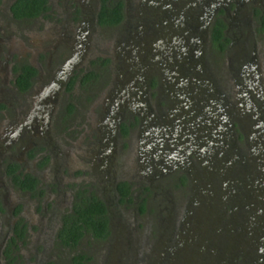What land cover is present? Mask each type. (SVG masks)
<instances>
[{
	"label": "rangeland",
	"instance_id": "rangeland-1",
	"mask_svg": "<svg viewBox=\"0 0 264 264\" xmlns=\"http://www.w3.org/2000/svg\"><path fill=\"white\" fill-rule=\"evenodd\" d=\"M157 1L127 0L132 13H136L131 17H137L138 20L140 19L138 16H145L147 19L149 16H157L155 12L164 11L161 9L163 3L157 5ZM190 1L192 0H172L168 5L172 10H175L172 12V16L165 10V14L162 16L164 21H159L168 30L172 24L179 27L171 29V33L175 35L171 41H169L170 38L149 37L153 30L155 32V27L148 22L149 25H146L143 31L137 30L139 34L145 33L144 39L137 38L134 42L124 35L122 29L116 28L112 35H103L98 31V44L95 51L94 48L85 46L84 41L79 38L74 40L71 45L69 44L74 53L72 60H67L70 68L78 58L87 60L92 54L99 53V55L103 54L108 58L114 57V60L110 59L105 64V70L102 72L101 78L98 79L99 83H103L97 87L95 95L84 97L85 93L79 87H76L68 95L70 103L84 104L79 121L74 127L82 129L86 126L85 128L88 129V126L93 124L99 134V143L91 146L85 145L82 148L79 143L53 142L51 161L47 163L45 169L41 168L36 171L46 180L62 179L67 175L66 166H70L75 168L72 177L76 178L81 171L79 168L83 165L85 158L91 163L93 162V166L97 168L95 170L96 178L92 179L91 173L83 170V177H80L79 181L81 182L85 178V184L91 181L92 186V180L99 181V193L109 202L112 229L122 234L125 240L122 249H120L122 253L117 252V254L113 253L111 256H107L106 243L111 244V238L114 234L106 241H91L90 238L84 237L73 251L66 252V256L63 252L46 253L43 260L45 264L47 262L66 264L68 255L74 251L86 253L85 264H164L162 252H166L168 246L172 249H178V246L183 242L186 243V248L196 246L198 249L201 246L198 249L200 256L204 255L206 260L212 252L209 243L213 242L218 246L221 243L222 245L227 243L233 245L235 241L238 242L241 238L242 235L237 226L228 227L229 230H226V225L231 216L239 221L244 219L248 209L245 208L246 206H243L242 209L241 204H244L249 198L243 196V193L247 192L244 187L230 179L228 167L238 160L239 153H241L239 155L240 162L247 159V155L244 154L248 152L246 147L250 148L251 143V139L246 137L248 133H252L254 138H260L263 135L260 142L264 141L263 107H255L253 111H249L256 121L258 120L255 127L250 123V120L240 124V120L243 119L244 114L248 113L249 108L243 110L239 107L240 105L244 106V101L248 100L257 106L264 104L262 102L264 101V32L260 35L258 32L249 31L246 37L243 35L244 33L239 35L233 27L238 15L235 14L236 18L234 19L232 14L240 9L243 10L241 17L246 18L247 14L249 15L248 7L240 5L233 11L232 3L235 1L230 0L226 20L231 22V26L227 29V35H233L236 42L220 52L210 51L204 42L200 41L202 35L199 34V31L201 29L199 31H181L184 26L191 28L190 22L194 20H197L200 25L207 20L209 9L207 6L204 12H201L200 9L205 0H198V7L197 5L194 6L193 3L190 4ZM221 1L222 4L225 2V0ZM220 6L219 4L217 7ZM139 7L143 10L138 11ZM200 16L201 19L199 20ZM50 20L39 27L43 31L40 36L42 38L43 34L45 36L44 44L48 42L49 34H58L60 30L57 27L59 23ZM249 22L253 23L252 15ZM40 23L39 25H41ZM178 31L190 35L192 38L198 37L199 41L196 43H188L186 40L179 41V38L186 37L179 36ZM241 32H244L243 28ZM27 34L31 35L30 29L18 31L14 35V42L19 43L20 45L17 44L19 47L28 48L30 45L24 42V37ZM134 34L136 35V33ZM244 38L245 42L243 43L242 39ZM249 56L251 57L246 63L247 69L244 68L248 70L251 60L257 65L256 68L259 73L257 81L261 82L259 87L257 85L255 88L257 96L253 93L251 95L248 87H245L246 84L242 83L244 78L239 75L243 69L241 66ZM260 62L261 66H259ZM131 66H135L134 72L132 69H128ZM196 68H199L198 73L195 72ZM245 69H243L244 72ZM125 78L127 83L128 80L132 81L128 85L130 90H126L127 86L125 83L123 84ZM246 79L250 80V73L245 75ZM252 79L254 80V78ZM133 86H137V88H133ZM54 89L53 87L46 94L32 98V103L45 105L48 111H51L53 104L49 103L50 100L55 98L54 108L59 102H64L60 90ZM135 91L141 94L138 99L135 97ZM28 97L29 94L26 93L25 99ZM120 99L132 105L137 112L140 111L141 113H138L143 119L141 125L139 122L134 125L129 136L120 138L115 135V150L111 154L109 141L113 139L115 130L114 126L112 128V118L109 119L108 113L101 112V109L108 107L116 109L121 103ZM135 100H140L141 103L137 105ZM20 101L19 105L27 103V101L22 102V98ZM92 103L94 104L92 105ZM144 105L147 107L146 109H143L142 106ZM50 115L52 117L51 113ZM125 115L120 119L126 118ZM237 121L242 130L238 128ZM230 122L233 127L229 126ZM147 126L150 127V131ZM194 127L200 132L193 136L205 139H201L200 142L191 141L189 144L200 155V163L206 165L208 170H205V174L198 178L200 190L197 196L201 199L202 211L198 207V211L201 212L198 213L197 217H194L197 222L196 219L184 222L189 210V205L184 206L185 198L187 200L188 197V188L174 187L172 180L175 174L180 171L179 169L183 168L180 163L190 162L193 168H198L193 153L191 151L185 152L187 148L179 147L180 142L188 146L190 129L192 130ZM156 130L159 131V136H156ZM242 131L245 132V135ZM237 132L241 133V136L238 138L239 141H234L235 146H233L231 141L234 140L233 135H236ZM106 137L108 138L107 152L102 155L103 147L102 149L100 147L103 146L102 140H105ZM154 139L162 142L166 146V150H163L164 146H160L157 148V152L152 153V149L147 151L145 145L150 143L148 149L152 148L151 142H154ZM84 141L83 138L80 140L82 143ZM119 142L122 144L119 145ZM93 147H96L97 157H92ZM235 147L236 151L234 150ZM178 155H180L179 158L183 156L184 160L180 162V159H177ZM251 162L253 163L254 160ZM115 178H126L134 183L135 196L144 197L142 210H137L135 203H128L123 206L116 204L112 198L110 199L109 194L112 195V190L108 182ZM217 179L218 181H216ZM0 182H3L6 188L0 186V225L2 224L0 226V239L5 232L4 222H9L14 216L13 214H17L21 218H25L24 221L31 222L30 225L33 228L31 236L43 240L38 235H42L51 226V224L46 226L42 222L46 218V214L50 212L49 209L46 211L31 209L29 201L24 199V192H19L10 187L5 177H0ZM144 186L148 187L147 192H144ZM60 190L64 191V187H59ZM49 193L53 195L55 191L51 188ZM3 197L4 200L10 202V205L17 207L15 213L10 215L6 211L5 203L2 205L1 199ZM224 200L231 201V205L234 204L235 207L239 205L236 209L233 208L235 213L231 216L228 205L223 202ZM241 213L242 217H240ZM190 232H199L205 237L203 240L196 239L190 235ZM18 245V254H14L13 259H7L9 254L4 257L0 255V264H41V260L36 262V255L40 252V246L33 254L31 245L25 246V241L20 246ZM161 246L164 248L163 250ZM212 262L213 264H222V261L216 262L214 259Z\"/></svg>",
	"mask_w": 264,
	"mask_h": 264
},
{
	"label": "flooded vegetation",
	"instance_id": "flooded-vegetation-1",
	"mask_svg": "<svg viewBox=\"0 0 264 264\" xmlns=\"http://www.w3.org/2000/svg\"><path fill=\"white\" fill-rule=\"evenodd\" d=\"M13 1L14 0H0V138H2L0 139V142H2L0 144V177H5L10 187L19 192L25 193L24 199L29 201L31 209L35 211H46V209H49L50 212L46 214V218L49 219L45 218L42 222H44L46 226H48V224H51V226L48 227L42 235H38L43 238V240L31 236L33 231V228H31L32 225H30L31 222L24 221L25 218L13 214V212L15 213V210L17 211V207L10 205V202L6 199L4 200L3 197L1 199L2 205L5 203L7 207L6 211L14 216L9 222H4L5 232L0 239V255L4 257L9 254L7 259H13L14 254H18L17 245L19 243L22 244L24 241L25 246L28 244L31 245V251L33 254L36 252L37 247L40 246V252L36 255V262L41 260V264L42 262L45 264L43 260L45 254L48 252H52V254L63 252L66 256V252L70 250L73 251L78 243L73 248H68L65 245L59 244L56 233L62 215L71 208L75 193L77 190L83 189L87 193L92 191L104 202L108 214L109 233L104 239L100 240L87 236H83L82 238L87 237L90 238L91 241H106L108 238L110 239L112 234H114L113 238H111V244L106 243L105 249L106 253H108L107 256H111L113 253L117 254V252L122 253L120 249H122L125 237L118 233L117 230L114 231L112 229L111 214L108 208L109 202L99 193V181L92 180L93 186L91 181L90 183L85 184V178L82 179L83 181H79L80 177H83V170H86L88 173L90 172L92 179L96 178L95 170L97 168L96 166H93V162L91 163L85 158L83 165L79 168L81 171L77 174L76 178L72 177L75 168L70 166H66L65 170L67 175L62 179H43L41 174L36 170H40L41 168L45 169L47 163L51 161V148L53 142L66 141L70 144L79 143L82 145V148L85 145L91 146L99 143V134L93 124H90L88 129L85 128L86 126L82 129L74 127L77 125V121H79V117L83 110L82 105L84 106V104L70 103L68 101V95L72 90H75L76 87L81 88L82 92L85 93L84 97H86V95H95L94 93L98 89L97 87L103 83H99L98 79L101 78V75L103 74L102 72L105 70V64L110 59L114 60V57L108 58L103 54L99 55V53L96 55L92 54L93 56L91 55L87 60L78 58L70 68L68 67L67 60H72L71 58H73L74 53L69 44L71 45L74 40L79 38L84 41L85 46L88 48H94L95 51L98 44V31L103 33V35H112L116 28L122 29L125 33L124 35L134 42L137 38L144 39L145 33L139 34L137 30L139 32L143 31V28L146 25H149L148 22L155 27V32L153 30L152 33L149 34V37L153 36L156 39L170 38L169 41H171L173 36H175L171 33V29L179 27L172 24L170 30H168V28H164L163 23L161 24L159 21L163 20L162 16L165 14V10L172 16V12L175 10L168 7L172 0H158L157 5L162 2L161 9H164V11L161 13L155 12L157 16H149V19L145 18V16H138L141 20H137V17L132 18L131 16L136 13H132L127 0H121L122 15L116 24H101L98 22L97 13L101 0H43L42 8L39 9L36 14L19 17L15 16L10 8ZM105 1L108 3L111 0ZM234 1L235 2L232 1L233 11H235L238 6L245 5L246 8L248 7L249 12V15L247 14L246 18L241 17L243 10L240 9L232 14L234 19L236 18V15H238L233 23L236 32L239 35L244 33L243 35L245 37L248 35L249 31L258 32L261 35V33L264 32V1ZM221 2V0H205L204 4L200 6V9L201 12H204L207 6L210 10H208L207 13V20L203 21L201 25L197 20H194L193 22H190L192 29L184 26L182 27L183 30H181L182 32H186V30L199 31L201 29V31H199V34L202 35L200 41L204 42L210 51L213 50L220 52L229 47L233 42H236L233 35H227V29L231 26V22L226 20V15L228 14V7L231 1L225 0L223 4ZM191 3L198 7V0H192L190 1V4ZM219 4L221 6L217 7ZM139 8L138 11L143 10L142 8ZM251 15L253 17V23L249 22ZM43 18H45V20L47 19L46 21L51 19L50 21L59 23L57 27L60 29L58 34H49L48 42L46 44H44V34L43 38L40 36L43 31L39 28L46 23ZM200 19L201 16L199 20ZM41 20L43 21L40 23ZM216 20H219L222 25L221 32L225 39L224 47L221 50L214 46L211 38V28ZM39 23L41 25H39ZM242 28L244 29V32H241ZM25 29L31 30V35L27 34L26 37H24V42H27L30 45L28 48L19 47L18 45L20 44L17 43V45L13 40L14 35L18 31ZM178 32L179 36L186 37L179 38V41L186 40L188 43H196L199 41L198 37L192 38L190 35L183 34L180 31ZM133 33H136V35H133ZM242 42H245V38L242 39ZM240 57H243V55H240ZM250 57L251 56L245 59L241 68H246V63ZM105 58H107V60L104 63H101V59ZM124 59L126 60V58ZM25 63L31 66L32 71L27 77V85L24 88H21L19 85L22 81L19 82L18 76L22 70H24L23 66ZM259 66H261V62ZM256 67L257 65L251 60L248 70H246V68L244 72V70L241 69L242 72L240 71L239 75L244 78L242 79V83L246 84L245 87H248V91L251 95L253 93V95L256 94L257 96V90L255 88H257V85L259 87L261 82L259 83L257 81L259 73ZM128 69H132L134 72L136 68L135 66H131L128 67ZM198 70L199 68H196L195 72L198 73ZM249 73L250 80H245V75H248ZM252 78H254V80ZM131 82L132 81L128 80L127 83V79H124L123 84L125 83L127 86L126 90L131 89L128 87ZM53 87L56 91L60 90L64 102H59L54 108L55 98L53 97L54 99L49 102L50 104H53L51 111H48L46 108L47 106L45 105H34L32 103V98L46 94L47 91L49 89L52 90ZM133 88H137V86H133ZM26 93L29 94L27 99H25ZM140 96L141 94L136 92L135 97L138 99ZM20 98L23 99L22 102L27 101V103L19 105V102H21ZM120 100L121 103L116 109L109 107L107 109H101V112L108 113L109 119L112 118V128L114 126L115 130L113 139L109 141V151L111 154L115 150V135L120 138L129 136L134 125H136L137 122H139V124L142 123L143 119L139 114L141 113L140 111H138V113L132 105L124 102L123 99ZM139 101L140 100H135V104H140L141 102ZM262 102L264 103V101ZM93 104L94 103H92V105ZM142 107L143 109L147 108L145 105ZM239 107L243 110L249 108L248 113L244 114L243 119L241 118L242 120H240V124L242 125L243 122L250 120V123L255 127L258 120L256 121L252 113L249 111H253L255 107H263V110L264 104L257 106L254 102L252 103V101L248 100L244 101V106L240 105ZM75 108L76 110H73ZM50 113L52 114V117H50ZM124 115L126 118L120 119ZM236 124L238 128L242 130L238 121ZM229 126L233 127L231 122ZM149 128L150 127L147 126L148 130ZM198 132L200 131L196 129V127L192 130L190 129V141H188V146L183 145V142H180L179 144V147L187 148L185 152L191 151V153H193L198 168H193V166L190 165V162H184L183 164L180 163V165H183V168L179 169L180 171L175 174L172 180V185L174 187L188 188V197L187 200L185 198L186 202L184 203V206L189 205V210L184 222L192 219L195 220L196 218L194 217H197L198 213L202 211L200 205L201 199L197 196L198 191L200 190L198 186V178H200L199 176H203L202 174H205V170H208V168L206 165L200 163V155L197 154L193 146L189 144L191 141L200 142L201 139H205L193 136ZM242 132L243 135H245V132ZM236 135H233L234 140L231 141L233 146H235V140L239 141L238 138H240L241 133L237 132ZM156 136H159V131L157 130ZM246 137L251 139L250 148L246 147L248 152L246 154L243 153L245 156L247 155V159L240 162L241 158H239V155L241 153H239L238 160L228 167V170H230L228 171V176L231 177L230 179L235 181L236 184H239V186L244 187V190L247 191L243 193V196L249 198V200H246L244 204H241L242 209L243 206H246L245 208L248 209L244 219L239 221L232 218L231 215L235 213L233 210L235 205H231V201L229 200L223 201L228 205L231 216V219L226 225V230H229V228L234 225L237 226L240 229L239 232L242 235L241 238L238 242L235 241L234 244L232 240L233 245L229 243L222 245L221 243L218 246L215 243L213 244V242L209 243L211 244V250L213 253L210 252V256L206 258V260L204 255L200 256V251L198 249H200L201 246H199L198 249H196V246L186 248L185 242L181 245L179 244L180 246H178V249H172L168 246V250L162 252L164 254L162 257L164 258V264H213V259L216 262L222 261V264H264V141L262 140V142H260V140L263 139V135L260 138H254L252 137V133H248V136ZM82 138L85 140L83 143L80 142ZM224 138L227 139V137ZM73 139L75 140L73 141ZM107 141V137L105 140H102L104 143L103 146L100 147V149L103 147L102 155L107 152ZM121 144L122 142H119V145ZM149 146L150 143L145 145L146 150L150 151L152 149V153L157 152V148L160 146H164L163 150H166V146L156 139H154V142H151V146L153 147L148 149ZM234 150L236 151V147ZM93 156L97 157L96 147H93L92 157ZM179 157L180 155H178L177 159H180V162L184 160L183 156H181V158ZM242 158L244 159V157ZM251 160H254V162L252 163ZM25 173L31 175V187H21L18 183L17 177H15L16 174L20 178H23ZM120 180L126 181V188L128 189L127 195L123 197V200H119V193L116 189V184ZM216 181H218V179ZM108 185H110L112 190V195L110 196L109 194V197L110 199L112 198L116 204L126 206L128 203H135L137 210H142L144 208V197H141V195L140 197L135 196L134 183L129 179L115 178L112 181H109ZM0 186L5 188L3 182H0ZM59 187H64V191H59ZM51 188L55 191V194L53 195L49 193ZM106 190L108 192V188ZM147 190L148 187L144 186V192H147ZM127 197H130V199L128 200ZM238 206L239 205H237L235 209ZM198 207H200V212L198 211ZM240 217H242V213ZM230 224L231 226H228ZM190 235H192L193 238L201 240L205 237L199 232H190ZM196 244L198 245V243ZM161 249L163 250L164 248L161 246ZM203 250L206 251V249ZM73 253H75V251L68 255L66 264H72L70 260ZM43 254L44 257L42 258ZM84 254L86 255V253ZM46 264L51 263L47 262Z\"/></svg>",
	"mask_w": 264,
	"mask_h": 264
},
{
	"label": "trees",
	"instance_id": "trees-1",
	"mask_svg": "<svg viewBox=\"0 0 264 264\" xmlns=\"http://www.w3.org/2000/svg\"><path fill=\"white\" fill-rule=\"evenodd\" d=\"M43 0H14L11 3V10L17 17L30 16L36 14L42 8ZM121 0H111L108 3L101 0L98 9L97 19L101 24H116L122 15ZM220 21L216 20L211 28V38L214 46L221 50L224 47L225 39L222 36ZM222 37V38H221ZM107 60L101 59V63ZM24 70L19 74L18 80L20 87L27 85V77L31 73L32 68L29 64H24ZM86 79V78H85ZM21 187H31V175L25 173L23 178L15 174ZM31 179V180H30ZM27 182V183H25ZM119 193V200L127 195L126 181L120 180L116 184ZM129 200L130 197H127ZM142 207V206H140ZM109 233L108 214L104 202L92 191L86 192L77 190L72 200L70 210L66 211L62 217L60 225L57 229L56 237L58 243L73 248L83 237H92L94 239H104ZM86 255L83 252H75L71 256L72 264H85Z\"/></svg>",
	"mask_w": 264,
	"mask_h": 264
}]
</instances>
